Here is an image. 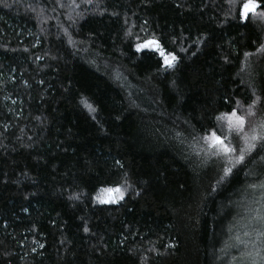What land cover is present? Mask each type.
I'll return each mask as SVG.
<instances>
[{
	"label": "trees",
	"instance_id": "trees-1",
	"mask_svg": "<svg viewBox=\"0 0 264 264\" xmlns=\"http://www.w3.org/2000/svg\"><path fill=\"white\" fill-rule=\"evenodd\" d=\"M261 44L227 0H0V264H242L264 147L226 176L203 137L264 117Z\"/></svg>",
	"mask_w": 264,
	"mask_h": 264
},
{
	"label": "snow or ice",
	"instance_id": "snow-or-ice-1",
	"mask_svg": "<svg viewBox=\"0 0 264 264\" xmlns=\"http://www.w3.org/2000/svg\"><path fill=\"white\" fill-rule=\"evenodd\" d=\"M91 3V0H86ZM229 5V14L241 22L247 23L251 18H258L264 21V0H227ZM137 52H152L158 54L162 60V67L165 70L172 69L176 66L177 56L172 52L167 51L162 43L155 37L145 39L142 42H137L135 45ZM257 54H264V44H261L256 50ZM253 53L245 52V64ZM246 67H242L241 71H245ZM259 101L253 100L246 112L238 114L237 109L240 107V102L234 108H230L228 112L221 113L216 117L219 122L217 127L223 129L226 127L227 133H220L212 130L210 134H206L203 140L207 144L210 154L217 157H223L226 161L224 173L227 176L232 172V168L238 164L244 163L247 156L251 155L258 146L264 147V117H261L255 122H250V117L257 116L255 111ZM85 106L94 112L95 109L87 102ZM242 142V146H233L232 139ZM250 187L259 189L262 193L260 201H264V182L259 185L253 184ZM125 198V190L121 186L101 188L95 200L99 204H117ZM257 201V203H260ZM251 220L256 224L252 226L251 231H246L244 235L248 237V241L242 240L239 236L235 239L237 243L243 244L245 251L242 253L240 260L242 264H264V205L260 208L252 209ZM258 225V226H256ZM87 231V229H85Z\"/></svg>",
	"mask_w": 264,
	"mask_h": 264
},
{
	"label": "rangeland",
	"instance_id": "rangeland-1",
	"mask_svg": "<svg viewBox=\"0 0 264 264\" xmlns=\"http://www.w3.org/2000/svg\"><path fill=\"white\" fill-rule=\"evenodd\" d=\"M226 129V128H225ZM207 145V144H206ZM206 148L208 149V147L206 146ZM209 150V149H208ZM210 151V150H209ZM220 158H223V157H220ZM224 159V158H223ZM125 192H126V189H124ZM96 201V200H95ZM97 204H99L97 201H96Z\"/></svg>",
	"mask_w": 264,
	"mask_h": 264
}]
</instances>
